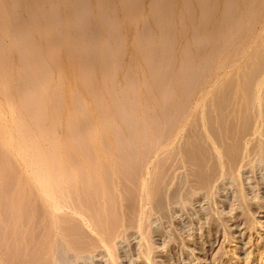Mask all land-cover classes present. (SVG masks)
Here are the masks:
<instances>
[{"label":"rangeland","instance_id":"1","mask_svg":"<svg viewBox=\"0 0 264 264\" xmlns=\"http://www.w3.org/2000/svg\"><path fill=\"white\" fill-rule=\"evenodd\" d=\"M0 264H264V0H0Z\"/></svg>","mask_w":264,"mask_h":264},{"label":"crops","instance_id":"2","mask_svg":"<svg viewBox=\"0 0 264 264\" xmlns=\"http://www.w3.org/2000/svg\"><path fill=\"white\" fill-rule=\"evenodd\" d=\"M180 52L184 53V51ZM170 53H173V51ZM174 53L179 52L174 51ZM166 65H169V69L171 71H174L176 76L179 78L191 77L195 72L191 68L190 62L185 63L184 60L178 61L177 56L173 57L172 61L168 62ZM156 68L158 69V66L155 67V65H152L153 71H156ZM86 118L88 119L86 125L76 127L73 135V137L76 139V142L78 141L80 150H82L83 152H88L90 145H92V141H94L93 137H97L99 138L97 140L98 144L107 145L113 142L114 139L116 140V142L120 139V142H124L128 147L132 146L131 148L135 150L136 153L140 151L141 154L149 156L150 154H153V150L155 149L156 144L164 142L168 139L167 136H163L162 138H160L159 127L153 121L144 123L142 122L140 126L138 125V127L136 126L132 130H128L127 128H125L124 130H120L118 134V132L115 133L114 131H111V127L108 123L106 125H103L99 129L96 127L93 117L86 116ZM99 133L100 136L92 135ZM196 151L198 150L192 151V157L197 158L198 153ZM146 165L147 164L143 162H130L126 165H123L122 167L124 168V172L126 174L133 176L131 180L143 181V175L147 173ZM202 167H206L209 169L214 167V169H216V161L214 162V164H209L208 166L207 164H204L202 165Z\"/></svg>","mask_w":264,"mask_h":264},{"label":"bare ground","instance_id":"3","mask_svg":"<svg viewBox=\"0 0 264 264\" xmlns=\"http://www.w3.org/2000/svg\"><path fill=\"white\" fill-rule=\"evenodd\" d=\"M207 166H208V165H207ZM209 178H210V177H209ZM209 178H208V179H209Z\"/></svg>","mask_w":264,"mask_h":264}]
</instances>
